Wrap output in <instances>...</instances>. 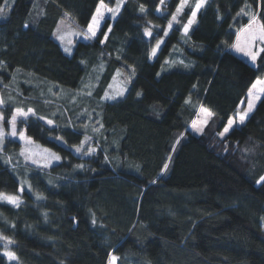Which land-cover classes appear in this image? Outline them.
Returning a JSON list of instances; mask_svg holds the SVG:
<instances>
[{
  "label": "trees",
  "instance_id": "obj_1",
  "mask_svg": "<svg viewBox=\"0 0 264 264\" xmlns=\"http://www.w3.org/2000/svg\"><path fill=\"white\" fill-rule=\"evenodd\" d=\"M179 3L125 0L67 54L59 20L87 28L99 0H0V92L34 110L18 130L60 157L24 162L6 139L0 193L20 202L0 201V264H264V95L218 135L264 76V52L252 64L231 47L251 19L237 14L264 22V0H208L187 34L189 7L167 28ZM125 68L135 73L124 96L104 98ZM201 105L214 115L195 135Z\"/></svg>",
  "mask_w": 264,
  "mask_h": 264
},
{
  "label": "snow or ice",
  "instance_id": "obj_2",
  "mask_svg": "<svg viewBox=\"0 0 264 264\" xmlns=\"http://www.w3.org/2000/svg\"><path fill=\"white\" fill-rule=\"evenodd\" d=\"M7 3H8V0H5V4H7ZM124 3H125V0H115V5L113 7H109L107 4H105L104 0H99V4L95 10V14L92 16L91 21L87 25V29L83 33V35L88 39H92V38L96 37L97 32L100 29L101 21L105 17V13H110L111 18H115L120 13L121 8L123 7ZM160 3L164 4L165 0H160ZM207 3H208V0H194V3H192V4L189 3V0H180L179 5L176 7L175 13L171 14V19L168 21L167 28L171 29L173 27V22L179 23L180 21H179L178 17L183 12L185 7H189L191 9V15L187 19V22L183 25L184 33L187 34L189 29L192 27V25L197 22V13ZM139 10H140V12L146 11L144 5H140ZM4 13H5V8L3 6H0V14H4ZM240 14L251 15V19H250L248 25L237 30L236 42L231 47H234L237 51L243 52L246 56L250 57L252 61H256L258 56L260 55V53L264 52V47H261L256 51L253 50L255 45L257 44V42L264 44V22L259 21L257 18V15H253L251 13H246L243 8L240 10V12L237 15H240ZM149 24H151L150 21H149ZM108 31H111V29L109 28ZM144 32L146 35L151 36V31L149 28H145ZM167 34H168L167 31H165V35H167ZM103 35H104V40H102L101 43H104V41L107 40V33H103ZM161 43H162V41L157 42L155 47L151 50V56L156 55V52L159 49ZM180 63L183 64V61H180ZM185 66L187 67L188 65H185ZM132 71H133V75H134L135 70L133 69ZM128 79L130 80L131 77H129ZM262 93H264V78L258 77L255 80V82L251 84V87L248 90V96L250 97V100L248 102L247 109L240 111L237 114L239 117V122L241 124L244 123L248 113L252 111V108L254 106L252 101L254 99H259V96ZM88 94L90 95L91 93L89 92ZM122 94H123L122 91L117 93V95H122ZM105 96L107 97L108 93H105ZM111 98L114 99L115 97L113 96ZM4 103H5V101L2 98H0V105H2ZM200 112L205 114V119L201 121V124L206 125L208 123V119H210L214 115V113H212L211 110L206 109L203 105L200 106ZM30 114L35 115L34 110L30 107L27 109V111H25L21 107H17L15 109V112L11 115V118L8 121V123L11 126V132H10L11 136L17 135V131H16L17 118L23 117L24 122H26L27 118L29 117ZM40 119H43V118L41 117ZM3 121H4V117L2 114H0V151H2L3 139L5 137V130L3 128ZM47 123L52 124L53 121L48 120ZM234 123H236V119L230 118L227 122V126L223 129L222 132L218 133V135L221 138H223L225 133H227L229 131V129L232 128ZM192 126L195 128L197 126V121H193ZM197 130L202 132L203 127H200ZM20 136H21V138L25 139V147L23 149H21V154L25 156V159H32L33 156L36 155V153L34 152V150L32 148V144L34 142L31 140L30 137H25L23 132L20 133ZM90 139H91L90 137H85V140L82 142V145H83V143H86ZM178 142L179 141H177V143ZM82 145H81V147H77L78 152L82 150ZM44 151L47 152L48 150H44ZM87 151L89 153H92V152H95L96 149L90 147V148H88ZM51 156L54 159H57V160L60 159V157L54 153H52ZM168 159L170 160L171 157H168ZM6 162L11 163V157H8L6 159ZM33 162L39 163L40 161L34 160ZM78 167H83V165H78ZM163 167H164V169H167L168 165L164 164ZM262 179H264V178H262ZM29 187H30V185H29ZM20 191H23L22 187H21ZM0 199L7 200L17 207L19 206L20 201H19L18 196H12V195H6L3 193H0ZM92 222L95 223V218H93ZM3 239H7V238L4 237ZM7 255L10 258H16L15 253L8 252ZM117 259H118V257H116L115 255H112L110 257L108 264H115Z\"/></svg>",
  "mask_w": 264,
  "mask_h": 264
},
{
  "label": "rangeland",
  "instance_id": "obj_3",
  "mask_svg": "<svg viewBox=\"0 0 264 264\" xmlns=\"http://www.w3.org/2000/svg\"><path fill=\"white\" fill-rule=\"evenodd\" d=\"M191 1L192 0H189V3H191ZM109 7H111V6H109ZM107 16L110 17L111 14L110 13H105V17L101 21L100 26L102 25L103 21L105 20V18ZM86 29L87 28H84L83 29V28L78 27L76 25L75 21L73 20L72 16L69 13L65 12L64 13V16L58 22L57 27H56V29L54 31V35L53 36L60 43V45L62 46V49L67 54H71L72 51H73V48H74V45H75V42L76 41H79V40H89L88 38H86L83 35V33L86 31ZM149 29L152 32V29L153 28L151 27ZM235 42H236V40H235ZM261 47H262V44L259 43V42H257V44L255 45V47H254L253 50L256 51V50H258ZM232 50L237 55H239L240 57H242L243 59L247 60L248 62H250L252 64H255L256 61H257V60L256 61H252L250 57L246 56L243 52L237 51L234 47H232ZM127 70L128 69L125 68V69H121V70H119V71L116 72L115 76L113 77L112 81L110 82V84H109V86H108V88L106 90V93H108V96L106 97L104 95V98L113 100V98H111L113 96L115 97L114 99L121 98V97L124 96V94L126 93L127 87L130 84V80L128 78L129 77L132 78V76L134 77V75L132 74V72L130 73V71H127ZM260 78H264V76L263 77H260ZM121 91H122L123 94L122 95H117V93L118 92H121ZM70 92H72L74 94L73 97H75V98H76V94L77 95H80L79 93H76V91H74V90H71ZM79 92L81 93V91H79ZM263 95H264V93L260 94L259 99H254L252 101V103L254 105L253 108H252V111L256 108L257 104L259 103V101L261 100V98L263 97ZM0 98H2L5 101L4 104L0 105V114H2L3 117H4L3 128L5 130V137L3 139L2 149H3V146H4L5 141H6L7 138H12V139L18 141L21 144V149H23L25 147V139L21 138L20 133L23 132L25 137H28V136L25 134L24 131H19L18 130V120H19L20 117H18L17 118V121H16V131H17V135L16 136H11L10 135L11 126H10L9 123H8V126H6V124H5V120H6V118H5L6 117L5 116V108H6V106L12 105V104H14L16 102V96L13 95V97H12L10 94L4 93V92H0ZM249 100H250V97L247 94L246 99L242 103L240 110L236 113V115L234 117H232V118H235L236 119V123L233 124L232 128L229 129V131L227 133H225L224 137L235 126L241 125V123L239 122V117H238L237 114L240 111H243V110H246L247 109ZM14 106H15V104H14ZM16 108H17V106H15V109ZM15 109L13 110V113L15 112ZM252 111L248 113L245 121L248 119V117L250 116V114L252 113ZM10 118H9V120H10ZM204 119H205V114L204 113H201L200 110H199V112L197 114V117L194 120V121H197V126L194 128L192 126L193 122H192V124L190 126L191 132L193 134L200 135L204 131V129L206 128V126L209 123V121H210L211 118L208 119V123L206 125L201 124V121L204 120ZM226 126H227V124H226ZM200 127H203V131L202 132L197 130ZM31 140L34 142L32 144V148H33L34 152L36 153V155L33 156L32 159H25V156L21 154V149H20V151L18 152V155H19V157H20V159L22 161L29 162V163L36 164V165H41V166L42 165H44V166L51 165V164L56 163L57 161H59V159L57 160V159L52 158L51 154L52 153L56 154L54 151H52L49 148L43 147L39 143L35 142L33 139H31ZM44 150H48V151L46 152ZM56 155L59 156L58 154H56ZM34 160H39L40 162L39 163H34L33 162ZM12 196H15V195H12ZM0 201L11 203V202H9L7 200H3V199H0ZM262 226L264 228V219L262 221ZM6 246H7V244L5 243L4 249H5V252L7 254L8 252H10V250ZM115 264H117V261L115 262Z\"/></svg>",
  "mask_w": 264,
  "mask_h": 264
}]
</instances>
